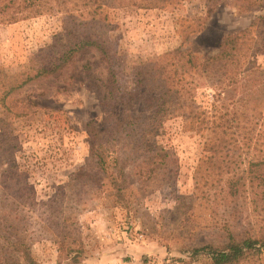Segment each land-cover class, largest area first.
<instances>
[{"label": "rangeland", "instance_id": "rangeland-1", "mask_svg": "<svg viewBox=\"0 0 264 264\" xmlns=\"http://www.w3.org/2000/svg\"><path fill=\"white\" fill-rule=\"evenodd\" d=\"M22 1L0 0V17H17L0 21V65L8 74L37 66L70 21L56 9L34 14ZM100 1L108 14L115 89L124 101L106 104L113 77L93 47L0 96V214L42 264H209L185 251L221 248L229 233L236 241L263 238L264 185L251 182L248 166L253 144H230L245 184L219 189L223 180L206 177L212 142L196 132L199 124L173 112L155 120L150 99L159 90L154 78L174 62V51L203 62L220 50L224 35L263 15L264 3L240 13L231 0H172L149 8ZM258 47L252 59L264 65V44ZM207 81L203 74L194 79L197 111L212 112ZM205 119L201 126L211 125L209 114ZM89 125L105 138L95 140ZM160 149L167 153L163 163L154 157ZM239 264H264V254Z\"/></svg>", "mask_w": 264, "mask_h": 264}, {"label": "trees", "instance_id": "trees-1", "mask_svg": "<svg viewBox=\"0 0 264 264\" xmlns=\"http://www.w3.org/2000/svg\"><path fill=\"white\" fill-rule=\"evenodd\" d=\"M171 1L112 0L109 4L113 7L149 8ZM217 3L211 0L212 5ZM263 3L264 0H231L229 5L243 13L253 11ZM22 6L30 7L34 14L56 9L68 14L70 21H66L60 40L46 47L49 55L37 66H29L16 74H8L0 65L2 98L30 80L59 69L74 52L84 47H93L99 51L107 64L109 75L113 77V49L105 28L108 26L106 21L108 14L100 0H30L29 2L23 0ZM3 8L1 7L0 10ZM74 14L78 17L76 21L72 19ZM15 16V13H10L6 18L0 17V21L10 22L17 18ZM261 43L264 44V14L255 17L247 27L238 32L224 35L219 43L220 50L216 54L208 55L201 63L196 64L189 51H174V62L160 66L159 77L154 78V84L159 90L157 97L150 99L156 101L157 106V110L152 115L156 120L173 112L180 115L184 121L190 119L199 124L195 127L196 132L203 136L205 141L212 142L209 147L211 155L204 160L208 164L206 177L216 176L217 183L223 180L219 189H240L245 184V176L239 172V154L230 147V144L234 143L248 148L253 144V154L248 162V166L253 168L251 182L257 181L259 186L264 185V176L261 173L264 169V65L252 59ZM202 74L204 77H209L210 81L207 82L214 91L212 112L197 111L193 106L194 91L198 85L194 79L196 75ZM185 75L191 77V81L184 79ZM115 83L113 77L111 85H108L106 104L110 100L120 103L124 101L125 96L116 92ZM186 105L189 111H184ZM207 114L210 118L207 123L211 125L201 126L206 122ZM131 122L133 121L129 120L128 123ZM89 131L95 140L102 141L105 138L91 125ZM144 131L146 134L151 132L150 129ZM144 145L147 146L145 143ZM161 152L162 149L154 157L159 158L163 163L167 153L160 154ZM96 157L102 162L99 153H96ZM149 157V154H146L145 158L149 159ZM11 176V170L7 169V179L9 180ZM185 252L192 257L204 255L209 264H239L249 258L258 259L264 254V237L255 239L247 236L236 241L229 233L228 241L221 248L206 244L187 249ZM0 264H42L31 255L19 228L1 214Z\"/></svg>", "mask_w": 264, "mask_h": 264}]
</instances>
